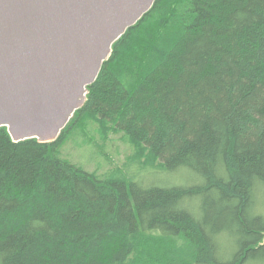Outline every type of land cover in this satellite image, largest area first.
<instances>
[{
	"label": "trees",
	"instance_id": "trees-1",
	"mask_svg": "<svg viewBox=\"0 0 264 264\" xmlns=\"http://www.w3.org/2000/svg\"><path fill=\"white\" fill-rule=\"evenodd\" d=\"M110 130L122 166L61 156ZM0 264H264V0H156L56 140L0 126Z\"/></svg>",
	"mask_w": 264,
	"mask_h": 264
},
{
	"label": "water",
	"instance_id": "water-1",
	"mask_svg": "<svg viewBox=\"0 0 264 264\" xmlns=\"http://www.w3.org/2000/svg\"><path fill=\"white\" fill-rule=\"evenodd\" d=\"M155 1L0 0V126L12 140H56Z\"/></svg>",
	"mask_w": 264,
	"mask_h": 264
},
{
	"label": "rangeland",
	"instance_id": "rangeland-1",
	"mask_svg": "<svg viewBox=\"0 0 264 264\" xmlns=\"http://www.w3.org/2000/svg\"><path fill=\"white\" fill-rule=\"evenodd\" d=\"M121 133L113 130L108 131V139L101 141L98 139L97 148L85 142L82 135L70 133L69 138L64 142L60 149L63 158L68 159L73 164L86 171L103 172L110 169L113 165L122 166L133 153L131 144L122 140ZM101 150V152H100ZM109 160V164L108 161ZM122 168V167H121ZM121 172L127 177H144L150 183L160 182V184H180L184 180V172L178 171L169 173H158L150 169L141 168L138 165H131L122 168Z\"/></svg>",
	"mask_w": 264,
	"mask_h": 264
}]
</instances>
